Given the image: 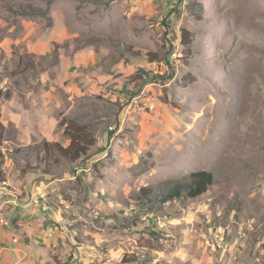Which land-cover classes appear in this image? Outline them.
<instances>
[{
	"label": "rangeland",
	"instance_id": "obj_1",
	"mask_svg": "<svg viewBox=\"0 0 264 264\" xmlns=\"http://www.w3.org/2000/svg\"><path fill=\"white\" fill-rule=\"evenodd\" d=\"M185 1L0 0V111L5 80L24 71L3 62L1 43L22 41L26 27L57 19L66 44L94 47L104 69H132L116 101L70 99L60 113L57 130L72 122L88 132L79 159L49 152L51 132L19 141L10 131L22 146L2 138L0 217L42 258L264 264V0H199L200 21ZM149 53L164 60L146 66ZM201 170L213 177L204 194L167 196L171 182Z\"/></svg>",
	"mask_w": 264,
	"mask_h": 264
},
{
	"label": "crops",
	"instance_id": "obj_2",
	"mask_svg": "<svg viewBox=\"0 0 264 264\" xmlns=\"http://www.w3.org/2000/svg\"><path fill=\"white\" fill-rule=\"evenodd\" d=\"M71 38L64 23L53 19L50 26L41 29L26 27L22 41L1 43L3 62L13 65L14 60L24 69L19 74L10 73L5 80L8 96L2 103L0 122L8 146L19 143L16 138L11 139L10 131H16L19 141L37 138V135L48 138L51 132L52 142L66 147L70 139L63 135V128H57L60 113L70 99L100 95L111 102L117 100L122 88V72L131 74L132 69L120 62L114 63L111 69H104L100 63L102 56L94 47L75 49L72 44H66ZM151 65L153 67L151 62L146 64ZM102 136L105 140L113 139V135L107 137L105 131ZM3 187L5 194L6 187ZM7 228L0 224V264H54L51 258H42L39 251L29 249Z\"/></svg>",
	"mask_w": 264,
	"mask_h": 264
},
{
	"label": "trees",
	"instance_id": "obj_3",
	"mask_svg": "<svg viewBox=\"0 0 264 264\" xmlns=\"http://www.w3.org/2000/svg\"><path fill=\"white\" fill-rule=\"evenodd\" d=\"M185 1V0H184ZM184 8L188 14L197 21L202 20L204 13V6L199 0H186ZM181 44L184 47H189L191 43V34L187 29L181 30ZM164 58V57H163ZM159 57L157 53H149L148 61H163L164 59ZM8 96V95H7ZM64 133L69 136L70 144L67 147H63L58 142L45 143L44 146L50 152L51 149H55L58 154L69 160L75 161L81 156L86 154L87 148L81 145L84 142L88 132L85 127H78L72 122H68L65 125ZM3 138V127L0 122V147ZM89 145L93 143L90 139ZM213 184L212 174L208 171H193L185 176L182 180L173 181L167 191L168 197H178L183 192L189 198H195L204 194ZM151 187H142L140 189V194H145Z\"/></svg>",
	"mask_w": 264,
	"mask_h": 264
},
{
	"label": "built area",
	"instance_id": "obj_4",
	"mask_svg": "<svg viewBox=\"0 0 264 264\" xmlns=\"http://www.w3.org/2000/svg\"><path fill=\"white\" fill-rule=\"evenodd\" d=\"M169 56H170V58H172L174 56L173 50L170 52ZM160 72H163V75H164L165 71H160ZM1 197H2V189H0V198ZM0 224L3 226H7L8 222H7V220L0 217Z\"/></svg>",
	"mask_w": 264,
	"mask_h": 264
},
{
	"label": "bare ground",
	"instance_id": "obj_5",
	"mask_svg": "<svg viewBox=\"0 0 264 264\" xmlns=\"http://www.w3.org/2000/svg\"><path fill=\"white\" fill-rule=\"evenodd\" d=\"M173 53H174L173 57H175L176 56V52H173ZM0 189H2V195H3L5 188L3 187V185H1V183H0Z\"/></svg>",
	"mask_w": 264,
	"mask_h": 264
}]
</instances>
